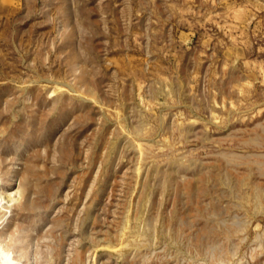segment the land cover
<instances>
[{
  "label": "rangeland",
  "instance_id": "rangeland-1",
  "mask_svg": "<svg viewBox=\"0 0 264 264\" xmlns=\"http://www.w3.org/2000/svg\"><path fill=\"white\" fill-rule=\"evenodd\" d=\"M0 264H264V0H0Z\"/></svg>",
  "mask_w": 264,
  "mask_h": 264
}]
</instances>
